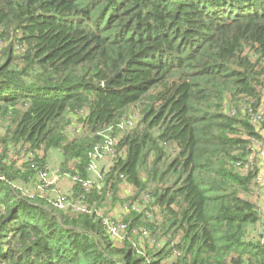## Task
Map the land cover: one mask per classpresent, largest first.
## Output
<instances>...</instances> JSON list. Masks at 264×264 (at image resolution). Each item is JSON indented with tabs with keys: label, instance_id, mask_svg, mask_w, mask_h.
<instances>
[{
	"label": "trees",
	"instance_id": "1",
	"mask_svg": "<svg viewBox=\"0 0 264 264\" xmlns=\"http://www.w3.org/2000/svg\"><path fill=\"white\" fill-rule=\"evenodd\" d=\"M0 42V264H264L253 178L236 166L260 138L242 109L264 96V0H0ZM134 105L101 187L84 190ZM50 150L90 213L17 189ZM114 204L130 206L119 240L97 213Z\"/></svg>",
	"mask_w": 264,
	"mask_h": 264
},
{
	"label": "built area",
	"instance_id": "2",
	"mask_svg": "<svg viewBox=\"0 0 264 264\" xmlns=\"http://www.w3.org/2000/svg\"><path fill=\"white\" fill-rule=\"evenodd\" d=\"M2 43L0 42V47ZM228 111V114L235 115L236 111L234 108L225 109V112ZM244 115L247 116L249 122L254 127V131L257 132L260 136L259 139L250 138L249 140V153L246 157L245 163H237L240 173L249 174L253 178L254 185L260 187L264 190V96L259 100L257 104L254 101L246 104L242 109ZM124 124L121 123L118 126V129L122 127ZM107 134L104 137L103 147L99 150L97 147L94 148L91 153V162L88 165L89 177L86 180L81 181V185L84 190H89L92 186L100 188L104 181V171L103 169H108L117 157L116 150L113 149V140L114 137L111 136V129H108ZM102 162L103 165L101 168L98 163ZM33 166V165H32ZM37 184L36 189L39 191H43L49 183H53L57 180V176L50 179V175L48 173V169L38 170L36 172ZM68 176L72 182L80 181L77 175H69ZM27 198V193H23ZM31 196V195H30ZM34 198V197H33ZM50 204L54 209L57 210H69L70 212H80V213H90V209L83 204L81 201H77L73 198H70L66 192L61 193L57 192V194L50 200ZM121 213H128L130 206L127 204L123 205L121 208ZM136 210H139L136 208ZM148 215V214H147ZM105 227L108 231V234L114 239H121L124 233L126 225L122 222L121 218H116L111 221L104 220ZM263 240H261L262 242Z\"/></svg>",
	"mask_w": 264,
	"mask_h": 264
},
{
	"label": "rangeland",
	"instance_id": "3",
	"mask_svg": "<svg viewBox=\"0 0 264 264\" xmlns=\"http://www.w3.org/2000/svg\"><path fill=\"white\" fill-rule=\"evenodd\" d=\"M1 55L2 53L0 52V61H1ZM227 109V108H225ZM224 109V111H225ZM127 115L126 117L123 119L122 123L124 124L123 128H119L116 132V136H115V140H113V149L116 150L118 141L120 140V138L122 137V135H124L126 132H130L131 128L136 126L139 118H140V107L139 105H134L132 107L129 108V110L127 111ZM228 113V111H226ZM77 126V125H76ZM2 127V126H0ZM80 127V126H79ZM3 130L2 128H0V135L2 136ZM13 152L10 155L11 161L14 160L17 166H22L24 164V162L26 161V159L28 158L29 153L27 152V146H24V148L22 147H17L15 146L13 149ZM117 153V151H116ZM40 154V153H39ZM60 152L57 150H50L49 154H48V163L53 164L54 166H52L50 168V166L47 163V169H48V173L50 175V179L55 177V175L60 174L58 171L59 169V162H60ZM7 161L8 158L6 159ZM99 167L101 168V166L103 165L102 162L98 163ZM103 171H105V169H103ZM52 175H54L52 177ZM57 181L53 182V183H49L48 182V186L45 187V189H43V191H39L37 190L35 187V181H32V179H28V181H24L23 179L18 180L17 181V189H19L22 193H27L28 198L29 199H42L43 201H45L44 199H46V201H49L57 194V192H61L64 193L65 191L63 189H57ZM252 192L250 194L251 200L254 201L257 205H258V210L260 211V215L263 217V212L261 213V210L264 208V190H262L260 187H257L256 185H252L251 188ZM64 191V192H63ZM31 195V196H30ZM119 195L121 196V198H129L128 202L133 203V205L131 206V208H133L137 213H140L144 210V202H146L145 198L146 196L144 195H139L136 199L135 202L132 201V199H134V193L132 191V188L129 184L127 183H122L121 185V189L119 192ZM119 196V197H120ZM34 197V198H33ZM44 198V199H43ZM122 207L118 204H114V205H107V207L104 208H100V210H98V215H104V219L108 221V219L114 220L116 218H122L123 215L126 214H122L121 213V209ZM136 208H138L139 210H136ZM107 211V212H106ZM107 213L106 214H104ZM151 215V213H149ZM148 214V215H149Z\"/></svg>",
	"mask_w": 264,
	"mask_h": 264
},
{
	"label": "crops",
	"instance_id": "4",
	"mask_svg": "<svg viewBox=\"0 0 264 264\" xmlns=\"http://www.w3.org/2000/svg\"><path fill=\"white\" fill-rule=\"evenodd\" d=\"M58 158H60V160H61V155ZM46 162L48 163V157H47V161ZM48 165H49V163H48ZM49 166L51 168L54 165L50 164ZM53 176L54 175H52V177ZM56 181H57V184H56L57 189H63L66 192V194L70 195L71 188H72V185H73L71 179L67 175L65 176V174H63V175H60L59 177L57 176V180ZM262 212L264 213V208L261 210V213ZM251 232H252V234H261L262 237H263L262 239L264 240V214H263V217L260 215V221L258 223H256L251 228Z\"/></svg>",
	"mask_w": 264,
	"mask_h": 264
},
{
	"label": "water",
	"instance_id": "5",
	"mask_svg": "<svg viewBox=\"0 0 264 264\" xmlns=\"http://www.w3.org/2000/svg\"><path fill=\"white\" fill-rule=\"evenodd\" d=\"M116 75L117 74H115V75H113V76H111L105 83H104V86H108L109 85V83H110V81L113 79V78H115L116 77Z\"/></svg>",
	"mask_w": 264,
	"mask_h": 264
}]
</instances>
